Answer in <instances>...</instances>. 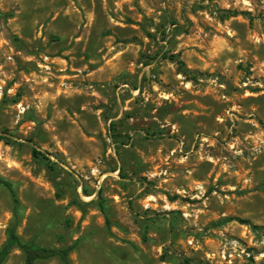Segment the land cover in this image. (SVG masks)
Returning a JSON list of instances; mask_svg holds the SVG:
<instances>
[{"label":"rangeland","instance_id":"obj_1","mask_svg":"<svg viewBox=\"0 0 264 264\" xmlns=\"http://www.w3.org/2000/svg\"><path fill=\"white\" fill-rule=\"evenodd\" d=\"M0 176L36 264H264V0H0Z\"/></svg>","mask_w":264,"mask_h":264},{"label":"trees","instance_id":"obj_2","mask_svg":"<svg viewBox=\"0 0 264 264\" xmlns=\"http://www.w3.org/2000/svg\"><path fill=\"white\" fill-rule=\"evenodd\" d=\"M33 155L34 156H44V154L40 153L38 150L34 149L33 150ZM0 184L4 185L7 187L12 195H13V201H14V216L16 219V224L13 228L10 229L9 231V245L10 246H18L25 254V264H36L38 261H44V260H49L53 259L56 257H59L63 260H68L69 255L71 252H73L76 248L75 245H72L70 247L66 248H52V247H40V246H35L27 242H23L21 238L19 237L17 233V226L19 224V214H18V205H19V199L17 198V194L14 191L13 187L11 186L10 183L5 181L1 176H0ZM231 220H236L245 223L246 221H242L240 219H231ZM108 228H109V220H107Z\"/></svg>","mask_w":264,"mask_h":264}]
</instances>
